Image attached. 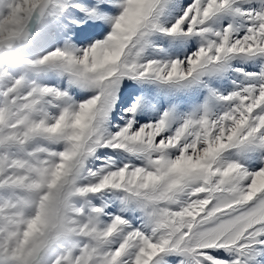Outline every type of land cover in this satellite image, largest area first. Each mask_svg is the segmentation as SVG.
Returning <instances> with one entry per match:
<instances>
[{"label":"snow or ice","instance_id":"obj_1","mask_svg":"<svg viewBox=\"0 0 264 264\" xmlns=\"http://www.w3.org/2000/svg\"><path fill=\"white\" fill-rule=\"evenodd\" d=\"M0 264H264V0H0Z\"/></svg>","mask_w":264,"mask_h":264}]
</instances>
